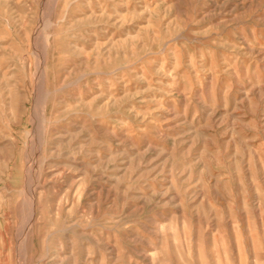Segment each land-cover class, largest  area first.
Masks as SVG:
<instances>
[{
  "label": "rangeland",
  "instance_id": "rangeland-1",
  "mask_svg": "<svg viewBox=\"0 0 264 264\" xmlns=\"http://www.w3.org/2000/svg\"><path fill=\"white\" fill-rule=\"evenodd\" d=\"M0 264H264V0H0Z\"/></svg>",
  "mask_w": 264,
  "mask_h": 264
}]
</instances>
